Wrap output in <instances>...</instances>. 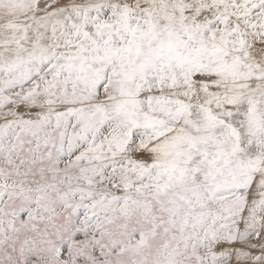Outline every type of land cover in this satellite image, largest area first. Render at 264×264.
<instances>
[{"label":"snow or ice","instance_id":"1","mask_svg":"<svg viewBox=\"0 0 264 264\" xmlns=\"http://www.w3.org/2000/svg\"><path fill=\"white\" fill-rule=\"evenodd\" d=\"M0 264H264V0H0Z\"/></svg>","mask_w":264,"mask_h":264}]
</instances>
